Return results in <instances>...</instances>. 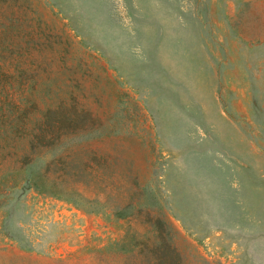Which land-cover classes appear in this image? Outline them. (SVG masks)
Masks as SVG:
<instances>
[{
	"label": "rangeland",
	"instance_id": "rangeland-1",
	"mask_svg": "<svg viewBox=\"0 0 264 264\" xmlns=\"http://www.w3.org/2000/svg\"><path fill=\"white\" fill-rule=\"evenodd\" d=\"M0 264H264V0H0Z\"/></svg>",
	"mask_w": 264,
	"mask_h": 264
}]
</instances>
